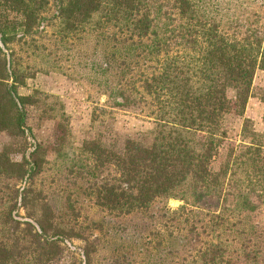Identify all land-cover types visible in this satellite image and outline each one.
I'll return each mask as SVG.
<instances>
[{
  "label": "trees",
  "instance_id": "trees-1",
  "mask_svg": "<svg viewBox=\"0 0 264 264\" xmlns=\"http://www.w3.org/2000/svg\"><path fill=\"white\" fill-rule=\"evenodd\" d=\"M263 1L226 22L204 0H0V264H264V133L243 118L220 152L229 92L243 117L264 72ZM78 49L113 106L152 120L148 143L96 137L52 162L27 145L18 87L72 78Z\"/></svg>",
  "mask_w": 264,
  "mask_h": 264
},
{
  "label": "rangeland",
  "instance_id": "rangeland-1",
  "mask_svg": "<svg viewBox=\"0 0 264 264\" xmlns=\"http://www.w3.org/2000/svg\"><path fill=\"white\" fill-rule=\"evenodd\" d=\"M218 18L224 21L246 19L255 11H259L260 0H204ZM264 2V1H263ZM264 8V6H263ZM263 10V9H262ZM261 11V9H260ZM78 49L77 59L71 70L72 78L56 71H47L34 74L31 79H27L23 86L18 87V94L24 97H33L36 105L26 106V137L27 145L32 143L40 144L46 151L47 159L55 160V147L60 145L63 148L73 146L79 148L84 141L93 138H100L101 141L113 149L116 153H121L127 139H136L148 143L147 133L154 129L151 119L144 117L136 109H123L115 107L106 98L104 92L98 87L101 82L97 77L92 82L89 77L94 70H90L83 59V51ZM26 60L25 55H22ZM30 66L36 65L29 63ZM99 73V71H96ZM96 75V74H95ZM94 75V77H95ZM264 87V72L257 71L252 82V96L248 99L243 117L236 114L235 102L232 100L231 92L228 104L225 130L227 138L224 140L221 154L223 155L230 147L238 146L240 142V131L243 118L251 120L254 129L258 133H264L262 122L263 105L257 99V92ZM62 122L63 128L53 125L58 123V118ZM14 140L0 133V149L8 146ZM12 160L19 161L18 155H11ZM218 162L214 163L217 166ZM179 202L170 201V207H177ZM22 214V213H21ZM258 218L264 222V213H260ZM77 249L81 244L73 242ZM75 250V251H74ZM74 260H79L78 256L66 255V264H71Z\"/></svg>",
  "mask_w": 264,
  "mask_h": 264
}]
</instances>
